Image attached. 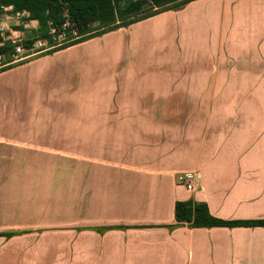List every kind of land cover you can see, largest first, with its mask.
Here are the masks:
<instances>
[{
    "label": "crops",
    "instance_id": "0c3cea01",
    "mask_svg": "<svg viewBox=\"0 0 264 264\" xmlns=\"http://www.w3.org/2000/svg\"><path fill=\"white\" fill-rule=\"evenodd\" d=\"M49 151L108 164L58 264H264V0H194L0 72V258ZM189 201L237 226L177 224Z\"/></svg>",
    "mask_w": 264,
    "mask_h": 264
},
{
    "label": "rangeland",
    "instance_id": "374dc122",
    "mask_svg": "<svg viewBox=\"0 0 264 264\" xmlns=\"http://www.w3.org/2000/svg\"><path fill=\"white\" fill-rule=\"evenodd\" d=\"M70 22L65 30L62 26L54 29V39L50 31L51 42L47 40L48 43H70L72 39L83 40L100 32L98 24L89 23L80 28L74 21ZM29 38L38 37L31 35ZM30 53L29 50L25 52L26 55ZM51 155L55 153L49 151L48 159L41 162L33 160L31 185L26 190V208L20 207L19 211L17 208L15 218L16 231H21L22 235L12 241L5 255H1V264H58V255L62 252L59 246L71 242L72 231L89 227L87 199L92 188L90 190L88 186V169L108 164L102 160ZM91 178L94 182L96 176L91 175Z\"/></svg>",
    "mask_w": 264,
    "mask_h": 264
},
{
    "label": "trees",
    "instance_id": "16d2710c",
    "mask_svg": "<svg viewBox=\"0 0 264 264\" xmlns=\"http://www.w3.org/2000/svg\"><path fill=\"white\" fill-rule=\"evenodd\" d=\"M191 1L194 0H0V12L2 7L7 6H13L17 12H28L31 19L39 23V30L33 36L49 42H51L49 32L61 27L67 19L77 23L80 28L86 27L89 23L98 24L100 32L64 45L56 50L59 51L166 11L180 8ZM31 44L32 41L25 44L27 50L30 49ZM11 51V46L0 48V54H5L8 60H10ZM175 220L177 224L187 225L192 229L237 226L235 223L215 219L206 204L191 201L176 203ZM248 225L264 227V221Z\"/></svg>",
    "mask_w": 264,
    "mask_h": 264
},
{
    "label": "built area",
    "instance_id": "2783aa9c",
    "mask_svg": "<svg viewBox=\"0 0 264 264\" xmlns=\"http://www.w3.org/2000/svg\"><path fill=\"white\" fill-rule=\"evenodd\" d=\"M70 25V20H67L62 25V27L65 30ZM38 30V21L31 19V15L28 12H17L13 6L2 7L0 12V48L11 46L12 51L10 60H8L5 54H0V72L15 65L25 63L34 58L48 55L63 47L64 45L71 44L77 40L72 39L70 43L65 42L63 44H49L47 40L29 38ZM50 36L52 39L56 38L54 29L51 30ZM27 41H32L29 49L31 53L28 55L25 54L27 50L25 43H28ZM189 175H191L190 179L187 178ZM200 180L201 176L199 173H181L179 174L178 183L182 185L188 192H192L200 184Z\"/></svg>",
    "mask_w": 264,
    "mask_h": 264
}]
</instances>
